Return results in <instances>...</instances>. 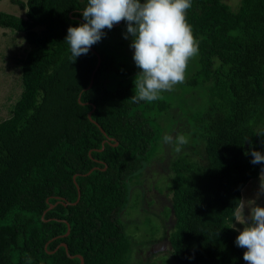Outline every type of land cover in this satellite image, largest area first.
I'll return each instance as SVG.
<instances>
[{
  "label": "trees",
  "instance_id": "16d2710c",
  "mask_svg": "<svg viewBox=\"0 0 264 264\" xmlns=\"http://www.w3.org/2000/svg\"><path fill=\"white\" fill-rule=\"evenodd\" d=\"M20 4L23 17L0 11V26L23 32L31 45L21 93L0 121V264H79L77 255L82 264H244L233 223L241 190L264 171L250 162L252 148L264 152V0L236 8L192 0L186 22L199 54L182 83L191 92L183 88L177 106L195 95L200 103L185 113L163 98L133 102L140 70L124 22L105 29L92 46L97 54L73 61L64 39L69 25L84 22L87 0ZM172 118L185 123L179 131L189 144L198 142L171 165L173 226L147 238L166 237L170 252L148 261L122 215L143 199L136 190L128 206ZM107 138L114 140L102 144Z\"/></svg>",
  "mask_w": 264,
  "mask_h": 264
},
{
  "label": "clouds",
  "instance_id": "9594fccd",
  "mask_svg": "<svg viewBox=\"0 0 264 264\" xmlns=\"http://www.w3.org/2000/svg\"><path fill=\"white\" fill-rule=\"evenodd\" d=\"M192 0H87L81 11L82 23L69 25L64 39L70 59L88 54L90 48L117 23L126 24L124 38L131 37L133 60L140 70L134 79L133 102L151 103L165 91L186 80V67L199 54V40L186 22V10ZM264 136V133H258ZM162 142L181 151L188 143L183 135L166 134ZM249 153H246L248 155ZM251 163L264 165V152L252 148ZM264 194V185L257 193ZM247 226L234 229L237 247L244 249L245 264H264V206L250 209ZM243 225V224H242Z\"/></svg>",
  "mask_w": 264,
  "mask_h": 264
},
{
  "label": "rangeland",
  "instance_id": "374dc122",
  "mask_svg": "<svg viewBox=\"0 0 264 264\" xmlns=\"http://www.w3.org/2000/svg\"><path fill=\"white\" fill-rule=\"evenodd\" d=\"M24 1L25 0H0V11L23 17L25 8L21 6L20 2ZM224 1L232 8H236L239 5V0ZM123 30L124 29H121V32H123ZM30 48L31 45L27 42L23 32H16L0 26V121L10 115L11 108L21 93V64ZM131 50L134 51L133 49ZM187 69L188 66L186 67V70ZM176 87L180 94H166L165 92V94H161V98L169 100L171 109L180 108V112L185 113L188 108L197 107V104L200 103L197 95H195L194 99H189V101L186 102H183L182 99L178 107L177 102L183 88L187 90L186 93H190L191 91L188 90L190 89L189 87H184L182 83L178 84ZM188 95L189 94H183V97L188 98ZM194 104L196 105L193 107ZM164 120L165 123L168 122L166 119ZM184 124L185 123L181 121L176 124L174 118H172L166 125H169L168 127L171 130L169 134L173 136H185L179 131L180 128L184 127ZM166 125L165 127H167ZM183 130H187V128L184 127ZM188 142H190V139ZM197 142V140H193L192 144ZM192 144L187 143L182 146L179 152L175 151L172 145L163 143L161 149L160 145L157 148L160 152L153 158L150 165L143 170L141 176L142 182L131 187L133 195L131 194L130 196L128 206H135L136 190L142 192L143 199H140L141 201L136 204L137 206L135 208L133 207L128 210V207H126V210L129 211L127 215H129L123 214L122 218L127 225L130 224L129 226H131L133 230L132 239L137 242L134 247L143 260L148 259L149 261L151 258H159L163 261L164 254L170 252L168 240L166 237H160L162 234H168V230L174 224V216L170 210L171 194L167 190V185L170 186L173 174L171 165L174 160L182 157L184 158L185 155H187L186 152L190 150L187 146ZM188 152L190 153L191 151ZM192 154L196 155L193 152ZM261 185H264V171L260 173L258 177L250 179L241 190V203L236 211V218L233 223L235 228L242 229L243 226H247L245 221L249 218L250 209L252 207L257 204L264 206V194H261L259 197L257 196ZM146 215L150 216L152 221L147 220V218H145ZM126 230L128 229L126 228ZM153 235L160 236V239L158 238V241L155 242H151L147 239L148 237L151 238Z\"/></svg>",
  "mask_w": 264,
  "mask_h": 264
},
{
  "label": "water",
  "instance_id": "95a60500",
  "mask_svg": "<svg viewBox=\"0 0 264 264\" xmlns=\"http://www.w3.org/2000/svg\"><path fill=\"white\" fill-rule=\"evenodd\" d=\"M121 23V22H120ZM120 23H117L115 26H118ZM90 50L91 51H93V52H95L96 53V51L91 47L90 48ZM97 54V53H96ZM98 57V61H97V64H96V67L95 68H97L98 67V65H99V63H100V57H99V55L97 56ZM92 81H93V75L91 76V80H90V83H89V85H88V87H90L91 85H92ZM94 108V107H93ZM91 111H89L88 112V117H89V119H91ZM92 120V119H91ZM93 121V120H92ZM94 122V121H93ZM112 140H114L113 138H107V139H105V140H103V142H102V144H104L105 143V141H112ZM117 143L115 142L114 143V145H116ZM103 148V147H102ZM101 148V149H102ZM91 171V170H90ZM75 178V176L73 177V179ZM77 189H78V197H77V199H76V201L73 203V204H75V203H77V201L79 200V195H80V191H79V188L77 187ZM52 205H50L49 207H51ZM69 230H70V227H69V225H67V230H66V232H65V234L63 235V236H66V235H68V233H69ZM61 245L62 246H64L65 248H66V244L65 243H61ZM79 258H80V263L79 264H82L83 263V259H82V257L81 256H79V255H77Z\"/></svg>",
  "mask_w": 264,
  "mask_h": 264
},
{
  "label": "crops",
  "instance_id": "0c3cea01",
  "mask_svg": "<svg viewBox=\"0 0 264 264\" xmlns=\"http://www.w3.org/2000/svg\"><path fill=\"white\" fill-rule=\"evenodd\" d=\"M262 172H263V171H262ZM262 172H261V173H262Z\"/></svg>",
  "mask_w": 264,
  "mask_h": 264
}]
</instances>
